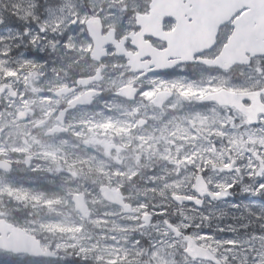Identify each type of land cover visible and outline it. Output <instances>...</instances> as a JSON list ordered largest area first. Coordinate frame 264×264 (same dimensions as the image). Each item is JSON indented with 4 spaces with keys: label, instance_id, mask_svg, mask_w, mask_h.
Here are the masks:
<instances>
[{
    "label": "rangeland",
    "instance_id": "1",
    "mask_svg": "<svg viewBox=\"0 0 264 264\" xmlns=\"http://www.w3.org/2000/svg\"><path fill=\"white\" fill-rule=\"evenodd\" d=\"M20 2L24 14H18L26 26L18 37L26 35L28 42L22 44L20 39L19 48L15 46L11 52L12 46L6 42L10 31L1 26L0 20V88L10 86L17 94L14 99L8 92L0 94V154H30L35 165L29 170L22 168V197L3 186L0 194L18 202L4 213L5 217L58 256L31 263L207 264L183 254L186 241L170 231L172 224L167 222L163 208L171 202V194L185 195L198 174L216 193L231 192L238 177L253 179L245 189L252 188L253 195L264 197V123L249 127L235 112L198 105L209 92L253 88L258 74L189 78L177 68L178 74L169 79L143 82L149 87L145 99L160 88L175 91L162 111L141 101L120 104L113 100L104 110L76 112L69 117L70 138L45 139L43 133L53 124L51 121L36 130L32 127L54 110L55 100L49 94L63 86L60 74L82 66L79 54L87 52V44L80 38L85 20L98 16L106 28L113 27L121 18H128L141 0ZM27 44L38 50L37 63L22 51ZM105 65L102 85L107 94L135 81L116 75L132 73H127L112 53ZM22 113L25 121L17 119ZM139 120H145L147 126L138 127ZM91 137L103 139L112 149L89 152L81 140ZM84 178H88L85 183ZM101 185L123 188L134 213L124 215L121 209L102 201L96 191ZM81 193L90 210L87 219L81 218L72 204V196ZM257 197L250 196L245 207L262 216L260 227H252L264 230V205L256 204ZM20 203L22 219H11L12 212L21 209ZM233 207L232 201L217 209ZM208 211L212 208H205L201 214L208 217ZM189 214L182 210L184 222ZM188 224L176 227L184 231ZM190 238L210 250L220 264H264V231L238 239H223L212 232L192 233ZM12 257L20 261L25 256L0 252L2 263Z\"/></svg>",
    "mask_w": 264,
    "mask_h": 264
},
{
    "label": "water",
    "instance_id": "2",
    "mask_svg": "<svg viewBox=\"0 0 264 264\" xmlns=\"http://www.w3.org/2000/svg\"><path fill=\"white\" fill-rule=\"evenodd\" d=\"M240 1V0H236ZM249 1V0H246ZM255 1L250 10L259 13V6L262 0ZM264 2V0H263ZM232 4L230 0H186V4H180L179 0H151L147 16H136V25L141 28L140 36L147 35L155 40L166 44L164 50H157L143 42L142 37H128L131 39V45L138 50L136 55L126 54L123 51V42H117L114 39V30L109 29L105 36H101L102 25L98 18H89L85 22L86 32L92 43L90 59L99 62L106 58L105 48L111 46L117 57L126 59V67L130 73H143L147 75L161 74L170 71L179 65L200 64L210 69L227 71L235 65H246L247 58L264 56V23L258 26H248L242 29H236L235 36L223 47L221 53L212 60L196 59L197 57L212 48L218 28L226 21H216L227 15L228 9ZM191 7V10L188 8ZM235 7H238L235 4ZM257 9V10H256ZM190 13L199 17L192 16V23L185 25L182 17L184 13ZM164 18H172L176 21L173 31L164 33L161 30V21ZM245 23V22H244ZM148 58V61L143 59ZM104 70L100 66L97 71V77L80 80L78 83L87 87L90 82L99 81V74ZM76 88H61L56 91V95H67ZM5 91L14 99L17 94L10 86H2L0 94ZM264 95V89L261 92ZM118 97L131 101L134 98V91L129 86L121 88L116 94ZM93 92H87L68 103L66 108L58 113L57 120L59 126H56L44 133L49 137L56 132L64 133L65 129L61 127L66 112L71 111L76 106L87 107L92 103ZM170 92H160L152 99L151 103L156 108H161L166 101L171 98ZM250 101L249 107L243 106V101ZM203 103H215L220 107L234 108L246 117L249 124H256V116L264 112L263 107H258L256 93H235L227 90H219L215 93L206 95L201 100ZM17 119L25 121L24 113L18 114ZM141 125V124H139ZM1 134V129H0ZM26 168L29 167V158H26ZM0 169L4 172L9 170V165L0 163ZM192 196L171 194L170 201L178 206L190 204L195 209H199L205 198L209 201H225L229 196L226 191L213 193L209 190L204 177L196 175L190 188ZM100 198L107 204L120 208L125 215L133 213L130 205L124 202V196L120 190L114 187L101 186L98 189ZM73 206L76 212L83 219L90 215L89 208L84 200V195L75 194L72 197ZM171 232L180 236V232L174 226L170 227ZM0 251L13 256H27L34 259H56V253L49 249H43L41 243L34 236L28 234L21 228L0 220ZM185 256L193 261H203L209 264H220L215 255L205 247L194 244L193 240L187 238L186 247L183 250Z\"/></svg>",
    "mask_w": 264,
    "mask_h": 264
},
{
    "label": "flooded vegetation",
    "instance_id": "3",
    "mask_svg": "<svg viewBox=\"0 0 264 264\" xmlns=\"http://www.w3.org/2000/svg\"><path fill=\"white\" fill-rule=\"evenodd\" d=\"M150 2H151V0H141V2L138 3L134 9L130 10L128 18H121V20H118L116 22V25H114L113 27L106 28L102 18L95 16L96 18H99L100 23L102 25L101 36L102 37L105 36L109 29H113L114 30V39L117 42H123V48L122 49H123L124 53L130 54V55H136L138 53V50L131 45V39L128 37L131 36V37L137 38L138 36H140L141 28L136 25V16L137 15L141 16V17L147 16L148 11H149ZM179 3L180 4L181 3L186 4V0H179ZM254 3H255V1H250V0L249 1H246V0H240V1L230 0V4H232V5L229 7L227 15L224 17H221V18H217V20H216V21H223L226 19V21L217 30L214 45L212 46L211 49L202 53V55H200L199 58H202V59H214V58H216L220 54V52L222 51L223 47L228 43V41L231 40L235 36L236 29H242L244 27V25H245V27H247V25L248 26L252 25L253 27H256V26H258L259 23H264V2L263 1L260 2L259 13L257 11H255L253 13L250 10V6H252V4H254ZM235 4H237L238 7H235ZM188 9L191 10V7H189ZM191 13L192 12L184 13V16L182 17V19L184 20L185 25L192 23V16L195 18L199 17L196 14H193L190 17ZM88 18H91V16ZM73 24H75V22H73ZM175 25H176V21L174 19L164 18L161 21V30L164 33H169V32L174 30ZM140 37H142V40L144 43L149 44L150 47H152L154 49L161 51V50H164L166 48L165 43H162L158 40H155L150 36L143 35ZM80 38L81 39L83 38L85 40L84 44L85 43L87 44V52L79 54L81 59H82V62H81L82 66L78 69L72 68L71 71L69 70V72H67L68 74H60L61 78L64 80L63 86H61L58 89L50 91V94H49V95H53L52 99L55 100V105H54L55 108L53 111H51L49 113V115L47 116L45 121H43L42 123L35 124L32 127V130H36L37 128H39V126H42V124H44L46 122L50 123V121L53 124L50 125V128L45 129L44 133L46 131L56 127V126H59L60 124H59V121L57 120L58 113L60 111L64 110L66 108V106L68 105V103L75 100L76 98H78L79 96H81L84 93L93 92L92 103H91V105H89L87 107L76 106L71 111L66 112L64 119H63V123L61 125V127L66 130V132H64V133L56 132L49 137H45L44 133H43V138L52 139V138H57L59 136L70 138L72 128L68 127L69 117L74 115L76 112H90L92 110L100 111L101 109L104 110V109H106L107 104H109L108 102L113 101V100L115 102L120 103V104H124V103L125 104H131V103H137V102L141 101L152 109L162 111L163 108L168 104V102L174 97V95H175L174 90H170L168 88H160L158 91L154 92V94L151 98L145 99L143 97V95L146 93V91L149 89V87L145 86L143 82L147 81V80H152V79H169V78H171V76L176 75L177 72L175 70L165 72V73H161V74H153V75H147V74H143V73L116 74V75H120V76L122 75L124 78H130L131 77V78L135 79V81L133 83L126 84L124 86V87L129 86L131 88V91H134V98L131 101H129L125 98L118 97L115 95L121 88H124V87L119 88L115 92H111V93L107 94V91L104 89V86L102 84H103V79L105 76L104 73H105L106 68H107L105 63H106V60L108 59L109 53H112L116 59H118L120 62H122L123 67L126 69V72L130 73L128 68L126 67L127 61L123 57H117L115 55L114 49L111 46H108L105 48V50H106V58L105 59H103L99 62H95V61L91 60L90 59V51H91L93 45H92V43L88 37V34L86 32L85 22L82 26V34H80ZM245 57L247 58V64L246 65H235L232 68H230L228 71L209 69L205 66L196 65V64L182 65L178 68H182V70H183V72L180 74H184L186 77H189V78H192V77L197 78V77H200L202 75H207L210 77H218V76L228 75V76H231L232 78H234V76L236 74H258V76L254 77L255 78L254 82L256 83V85H254L253 88H248L246 90H239V91H235V90H231V89H227V88H222V90H227V91L235 92V93H248V92L256 93V98L258 101V107H263V109H264V95L261 93L262 90L264 89V56L263 57H250L249 54H245ZM148 60H149L148 58L143 59V61H148ZM88 65L90 66L89 67L90 69L83 71V68L84 67L86 68ZM100 66H104V70L98 76L100 78L99 81L90 82L87 87H83L82 85H80L78 83V81H80V80H86V79H91L92 77H97L96 71ZM61 88H68V89L76 88V89L72 93L67 94V95H61V96L56 95V91L61 89ZM217 91H219V90H217ZM217 91H215V92H217ZM160 92H170L172 96H171L170 100L166 101V103L161 108H156L152 105L151 101L156 96V94H158ZM211 93H214V92H209V93L205 94L204 96L211 94ZM202 98H200L199 104H198L200 107L216 106L218 108L227 109L228 111L235 112L241 118V120H243V122L246 126L251 127L249 125V123L247 122L246 117L244 115H242L241 113H239L236 109L228 108V107H219L215 103H203L201 101ZM243 106L249 107L250 101L244 100ZM263 123H264V112H260L256 116V125L254 127H256L258 125L260 126ZM139 124H141V125H139ZM144 126H147L146 121L145 120H139L138 121V127L141 128ZM1 134H2V131H1ZM1 134H0V138H1ZM81 142H82V145L84 146V148L88 149V151L90 150L89 152H92L94 154L103 152V149H107V150L112 149V147L108 146L105 142H103V139H98L97 137H91L89 140H87V139L81 140ZM22 143L26 144L25 138L22 139ZM110 151L111 150H109V153H110ZM26 158H29V167L28 168H26V166H25ZM71 158L73 159L74 157L72 156ZM71 158H69L70 161H71ZM0 163H5L6 166L9 165V170L6 172H4L0 169V186H3L4 188L8 187L13 193H15V194L18 193L22 197V168L25 170H29L35 165V161H34L32 155H30V154L26 155V154H22V153H18V152H14V153L13 152H6L3 154H0ZM83 170L91 171V170H89V168L87 169L85 167H83ZM74 175H76V174H74ZM75 177H77V175ZM81 178H83V177L81 176ZM87 179L88 178L83 179L84 183H85V180H87ZM101 186H105V185H101ZM101 186L96 188L97 192ZM116 189H118V188H116ZM120 192L124 196V202L132 207L130 200H128L127 194L124 192L123 188L120 190ZM82 194L84 195V193H82ZM186 195H192L190 190L186 193ZM230 196H231V193H230ZM84 200H85V195H84ZM203 201L207 202L206 199H204ZM15 204H18V202H13V199L10 198L9 196H7L5 194H0V220L1 221H5L7 223H11V224L15 225L14 223L10 222L4 215V213L7 212L11 208V206L16 207L17 205H15ZM18 206L21 208L20 209L21 214H17L16 216H18L22 219V204L18 205ZM12 213H14V212H12ZM11 216H12V214H11ZM15 226H17V225H15ZM187 236L188 235L182 233V235H180L178 237L183 239L184 241H186Z\"/></svg>",
    "mask_w": 264,
    "mask_h": 264
},
{
    "label": "trees",
    "instance_id": "4",
    "mask_svg": "<svg viewBox=\"0 0 264 264\" xmlns=\"http://www.w3.org/2000/svg\"><path fill=\"white\" fill-rule=\"evenodd\" d=\"M30 1V0H28ZM0 20L1 26L4 29L10 31L9 38L6 41L12 46V51H14V47L16 46L18 49L20 45V39H22V44L28 42L26 35H22V38H19L18 35L25 29L26 21H20L19 14L22 10H20L21 2L20 0H1L0 1ZM25 5V4H24ZM22 4V6H24ZM30 18V15L27 16V19ZM15 34L17 38H15ZM22 51L25 52V56L27 58L37 61L40 59L38 55V50L36 48L31 47L29 44L24 48L22 46ZM10 52V53H11ZM87 167V166H86ZM248 178V177H247ZM238 179H241L238 177ZM236 181V185L232 188L231 197L226 202H217V203H208L205 204L200 210H194L191 206L181 205L177 206L173 203H169L163 209H165V215L167 218V222H170L172 225L178 226L182 223H189L184 231H181L183 234L191 235L192 233H209L212 232L217 236H220L223 239H228L229 237H236L237 239L240 237L245 238L246 236L257 235L259 232H263V229L256 230L252 226L260 227L258 221H263L260 219L262 217L260 214L255 213L250 210L249 207H245V204L250 200L251 197H257L258 195H253L250 190L245 189V187H250L251 183L255 180L242 178V180ZM246 180L245 182H243ZM257 197L256 204L264 205V197ZM234 202V207L230 208H222L217 209L223 205L229 204L230 202ZM238 206V207H236ZM207 207H211L212 211H208V217H204L201 214L203 210ZM259 207V206H258ZM215 209V211H213ZM182 210H188L189 215L186 221H183L182 218ZM17 214H21L20 210H16L12 213L11 219H13ZM14 216V217H13ZM231 233V234H230ZM39 262L41 263L43 260H34L29 259L27 257H23L22 260L18 261L16 258H11L7 263L0 264H32L31 262ZM66 264H80V263H66Z\"/></svg>",
    "mask_w": 264,
    "mask_h": 264
}]
</instances>
